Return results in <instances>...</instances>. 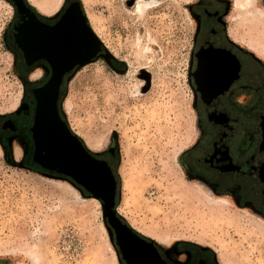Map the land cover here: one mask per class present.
<instances>
[{
	"label": "rangeland",
	"instance_id": "1",
	"mask_svg": "<svg viewBox=\"0 0 264 264\" xmlns=\"http://www.w3.org/2000/svg\"><path fill=\"white\" fill-rule=\"evenodd\" d=\"M78 1L111 61L102 55L77 68L62 109L87 147V138L103 140L99 150L88 147L92 152L115 147L116 208L122 204L125 216L119 215L164 247L207 249L219 264L223 254L231 264H264V232H255L247 219L221 217L222 207L203 200L184 208L172 189L180 180L200 183L230 197L231 210L247 209L264 221L253 207L186 172L184 160L200 134L189 80L196 0ZM2 2L0 121L17 111L23 97L4 36L13 7ZM257 3L264 9V0ZM15 145L20 149L12 141L8 161L0 140V264H30L32 257L39 264H120L102 202L24 165L14 157ZM128 184L133 191L124 189Z\"/></svg>",
	"mask_w": 264,
	"mask_h": 264
},
{
	"label": "flooded vegetation",
	"instance_id": "2",
	"mask_svg": "<svg viewBox=\"0 0 264 264\" xmlns=\"http://www.w3.org/2000/svg\"><path fill=\"white\" fill-rule=\"evenodd\" d=\"M7 1L13 14L4 36L23 97L17 111L1 119L0 140L7 145V155H11L12 141L20 142L24 165L71 179L44 167L35 157L41 131L47 130L36 119L40 96H56L58 115L71 128L62 109L63 99L72 74L86 64L65 70V23L59 20L72 0H64L51 15L43 14L29 0ZM191 15L194 30L189 80L200 134L184 160L186 172L211 190L228 193L264 216V58L260 45L250 44L245 26L233 22V0H196ZM105 52L101 44L87 63ZM115 153L111 145L99 153L91 151L95 158L108 163L116 179ZM117 198L118 183L115 205ZM119 219L120 223L107 224L120 264H219L207 249L178 244L164 247L122 216Z\"/></svg>",
	"mask_w": 264,
	"mask_h": 264
},
{
	"label": "water",
	"instance_id": "3",
	"mask_svg": "<svg viewBox=\"0 0 264 264\" xmlns=\"http://www.w3.org/2000/svg\"><path fill=\"white\" fill-rule=\"evenodd\" d=\"M59 23H65V34L69 32L68 35H65V63L67 64L65 70L75 64L87 63L100 48L102 42L89 25L80 1L72 0L68 4ZM71 36L73 39H69ZM104 55L107 59L110 57L107 52ZM42 96L38 101L36 119L37 123H44L47 130L41 131L40 140L37 143L38 155L35 160L46 168L55 169L70 177L72 180L59 178L74 185L81 193L87 191L91 196L100 200L103 217L108 223H120L115 205L117 182L110 166L105 160L95 158L84 141L76 133H73L66 122L61 120L57 112L56 96L53 98ZM56 138L63 143L60 150H57L54 143L51 142V139L55 140ZM46 145L49 147L47 155L43 150L47 148ZM10 159V156L7 155V160L10 161ZM122 226L129 229L126 224H122Z\"/></svg>",
	"mask_w": 264,
	"mask_h": 264
},
{
	"label": "bare ground",
	"instance_id": "4",
	"mask_svg": "<svg viewBox=\"0 0 264 264\" xmlns=\"http://www.w3.org/2000/svg\"><path fill=\"white\" fill-rule=\"evenodd\" d=\"M63 1L64 0H29V2L32 5L37 7L41 12H43V14L45 13L47 15H51V14L55 13L56 11H58L60 9ZM2 3H3L2 0H0V5H2ZM140 6H141V4L139 2V7ZM232 20L237 25H244L245 26V35H246L248 42L250 44H252L253 46L256 43L258 45H260L261 54L264 58V9H262L260 7V5L257 3V0H233ZM98 30H100V29H98ZM69 39H73V37L71 36V37H69ZM68 103H69V101H66L64 103V107H66V109H68V105H69ZM85 141H86L88 147L92 150H99L104 145V143L102 142L103 140H100V139L91 140V139L87 138V139H85ZM51 142L54 143L57 150H60V146L63 145L62 141L59 140L58 138H56L55 140L51 139ZM45 143H46V140H45ZM50 146H51V143H50ZM46 147L47 148L43 149L45 155L48 154V149H49V147L47 145H46ZM50 149H51V147H50ZM21 152L22 151H20L19 147L17 145H15V150H14L15 159H18L19 157H21ZM49 152H51V150H49ZM62 183H66V182L62 181ZM178 183L179 184L172 187V189L176 190V192L178 193V196L180 197V203H182L184 208L189 209L192 204L197 203V201L199 203L200 200H203V201L207 202L210 206L214 205V206L222 207L223 208V214L221 217H236L238 220L243 219V218L247 219L250 221L251 225L253 226V230L255 232H259V233L264 232V221L262 220V218H257L259 216H256L255 214H253L252 212H250L247 209L241 210L243 212L231 210V208L229 206L232 205L233 201L231 200L230 197L221 196V195H214L215 193L212 194L210 191L205 189L200 183L186 184L182 180H180V182H178ZM66 185H68V183H66ZM70 187H72V186H70ZM72 189L78 191L77 189H75L73 187H72ZM124 189H126L128 191H131V190L133 191V188H131L130 184H128V186L125 185ZM134 189H135V187H134ZM92 197H94V196H92ZM121 203H124V204L128 203V199L126 196L123 197ZM191 208H193V207H191ZM117 210L120 214L125 216L122 204H120L117 207ZM156 238H158V237H156ZM158 239L163 244L164 243L166 244L168 242L167 239H160V238H158ZM223 255L224 256L221 255L222 256V259H221L222 264H231L228 261L227 255L226 254H223ZM232 258H234V257H232ZM30 264H39V261L37 258L32 257Z\"/></svg>",
	"mask_w": 264,
	"mask_h": 264
},
{
	"label": "trees",
	"instance_id": "5",
	"mask_svg": "<svg viewBox=\"0 0 264 264\" xmlns=\"http://www.w3.org/2000/svg\"><path fill=\"white\" fill-rule=\"evenodd\" d=\"M7 156V155H6ZM32 170H36V169H34V168H32V167H30Z\"/></svg>",
	"mask_w": 264,
	"mask_h": 264
}]
</instances>
